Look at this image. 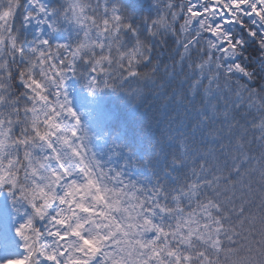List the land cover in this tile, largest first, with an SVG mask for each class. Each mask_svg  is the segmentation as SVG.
<instances>
[{
	"label": "snow or ice",
	"instance_id": "6c2138e0",
	"mask_svg": "<svg viewBox=\"0 0 264 264\" xmlns=\"http://www.w3.org/2000/svg\"><path fill=\"white\" fill-rule=\"evenodd\" d=\"M0 264H264V0H0Z\"/></svg>",
	"mask_w": 264,
	"mask_h": 264
},
{
	"label": "trees",
	"instance_id": "16d2710c",
	"mask_svg": "<svg viewBox=\"0 0 264 264\" xmlns=\"http://www.w3.org/2000/svg\"><path fill=\"white\" fill-rule=\"evenodd\" d=\"M139 121H132L131 126L129 128V140L133 144L134 147H137L138 152L143 149V144H137L136 136H137V130L139 128Z\"/></svg>",
	"mask_w": 264,
	"mask_h": 264
},
{
	"label": "clouds",
	"instance_id": "9594fccd",
	"mask_svg": "<svg viewBox=\"0 0 264 264\" xmlns=\"http://www.w3.org/2000/svg\"><path fill=\"white\" fill-rule=\"evenodd\" d=\"M128 3L132 5L134 8H139L141 6H147L148 0H128Z\"/></svg>",
	"mask_w": 264,
	"mask_h": 264
}]
</instances>
